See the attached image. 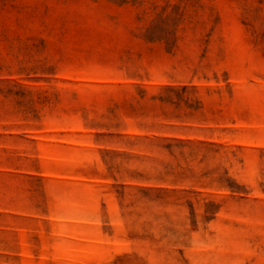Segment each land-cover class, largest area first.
<instances>
[{
	"label": "rangeland",
	"instance_id": "obj_1",
	"mask_svg": "<svg viewBox=\"0 0 264 264\" xmlns=\"http://www.w3.org/2000/svg\"><path fill=\"white\" fill-rule=\"evenodd\" d=\"M0 264H264V0H0Z\"/></svg>",
	"mask_w": 264,
	"mask_h": 264
}]
</instances>
